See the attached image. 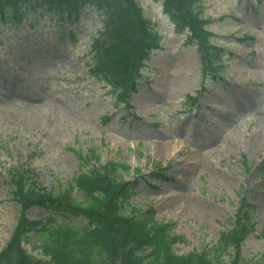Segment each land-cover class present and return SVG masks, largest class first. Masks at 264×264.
I'll list each match as a JSON object with an SVG mask.
<instances>
[{"label":"rangeland","instance_id":"1","mask_svg":"<svg viewBox=\"0 0 264 264\" xmlns=\"http://www.w3.org/2000/svg\"><path fill=\"white\" fill-rule=\"evenodd\" d=\"M140 1L155 39L143 68L148 82L130 108L115 106L116 93L87 70L101 26L96 11L71 26L39 10L21 25H0V250L21 210L9 171L31 167L42 187L54 189L88 168L77 154L95 148L101 161L128 165L123 179H137L131 206L152 207L158 220L174 222L183 237L176 252L215 243L241 202L251 204L255 221L243 257L264 251V0L203 2L212 41L223 49L215 76L202 74L196 47L161 5ZM158 166L165 178L150 174ZM51 210L34 205L26 215L44 221ZM34 242L23 246L40 256Z\"/></svg>","mask_w":264,"mask_h":264},{"label":"trees","instance_id":"2","mask_svg":"<svg viewBox=\"0 0 264 264\" xmlns=\"http://www.w3.org/2000/svg\"><path fill=\"white\" fill-rule=\"evenodd\" d=\"M202 0H162L163 9L177 29L187 28L203 54V67L218 58V48L209 42L207 20L201 15ZM93 5L102 14L103 29L94 41L90 72L99 75L116 93V102H128L137 89L143 60L151 42V22L138 0H0V23L17 25L26 12L40 7L55 9L61 20L75 22L85 5ZM82 165H89L70 179L58 180L57 187L46 189L35 179L30 167L9 171L12 195L21 204L13 232L0 251V264H264V251L258 257L245 259L241 242L255 222L251 205L242 203L231 227L220 232L211 246L185 254L175 251L174 244L183 237L173 232V223L159 221L153 208L126 212L136 181L123 179L129 170L118 161L101 163L96 149L78 152ZM163 169L152 173L162 176ZM159 171V172H158ZM79 195H75V192ZM34 204L62 208L81 215L86 223L78 225L64 216L42 220L26 217ZM30 234L39 243L42 257L29 253L21 244Z\"/></svg>","mask_w":264,"mask_h":264}]
</instances>
